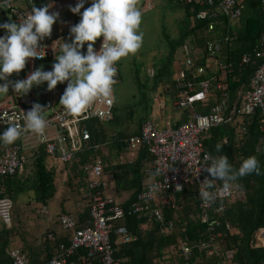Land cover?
Segmentation results:
<instances>
[{
  "label": "trees",
  "instance_id": "1",
  "mask_svg": "<svg viewBox=\"0 0 264 264\" xmlns=\"http://www.w3.org/2000/svg\"><path fill=\"white\" fill-rule=\"evenodd\" d=\"M36 1L37 7H40L41 1ZM170 1L181 6L184 15L176 21L178 26L176 39H170V33L163 32L165 37L167 36V40L165 39L163 43L168 45V49L166 52L161 49L160 47L164 46L162 44L157 50V56L154 58L158 59L154 60V68H152L154 69V76L150 78L147 74L148 70L144 76L141 75L140 65L136 63L133 65L134 85H136L138 94L131 98L126 105L121 106L115 98V87V103L111 121L105 123L96 119L86 121L90 132L91 146L99 145L100 148L97 151L92 149L80 154L75 162L71 165L64 164L65 168H63L74 171L70 177L68 176V181L73 184L72 186L82 187L84 186L83 181H85L81 172L82 166L92 161L94 156H99L104 161V176L110 175L112 177L116 190L118 192H131L129 200L121 204L127 213L125 218L119 221L109 220L114 228L126 226L131 231L132 241L124 244V246L121 245L115 255V258L122 260L121 264H218L222 255L217 256L212 253L211 247H209L211 242L220 254L230 250L234 251V254L236 253L233 259L234 264H264V242L261 240V232L264 229V152H259L263 145L262 142H264V133L260 129L258 114L250 117L240 116L236 113L235 115L231 114L232 107L237 105L240 95L248 89L250 79L262 64L260 53L264 43L263 5L259 0H237L243 6L242 15L239 20L231 22L220 16H210L209 12L212 7L208 6L207 0H200L202 3H198L196 0L192 3L182 0ZM73 2L76 4L77 0H73ZM212 24L214 30L209 28ZM225 38L228 39V42L222 43L221 56L209 57L206 51L207 43ZM182 50L185 55L187 51L194 52L196 66H203L207 75L203 74L202 77L195 80L191 75L185 73L183 81L176 80L174 76L176 65L181 62L180 59H177V55ZM244 54H250L251 60L254 61L251 62L250 60L246 64H241V58ZM221 64L227 65V69H219L218 65ZM120 80L119 70V82ZM201 80H207L211 83L212 96L205 101L196 102L195 107L198 112L202 115L215 113L223 100H226L228 110L224 116L233 115L234 121L232 124L222 123L210 130L202 137L200 145L212 157L216 154L226 155L233 167H238L243 158L255 156L259 162L260 173L253 172L237 178L234 182L236 190L230 205L226 206L225 204L224 213L220 216L213 213L205 214L199 210L193 197L195 185L192 182L186 184L183 193L175 197L176 209H169L164 212L167 221L174 222V230L167 235H162L160 229L155 225H153L154 229H150L149 226L145 227L147 224L145 217H139L130 212L131 206L143 189L144 162L150 161V155L146 149H141L137 158L129 159L126 155L129 152L127 142L140 132L144 123L151 121L150 118L154 112L151 99L155 95L174 97L179 92V88H176L179 84L195 86ZM217 84L224 86L223 91L215 89ZM225 95L228 97L225 98ZM182 111L190 118L191 110ZM180 125L181 123L178 122L173 127ZM217 142L222 144L221 153L215 151ZM2 146L4 145L0 144V148ZM48 158L59 160L55 157H49L45 152V147L39 146L34 150L33 157L14 175L1 179L0 201L6 196L15 198L18 194L32 191L34 193L32 196L38 204L41 207L46 206V203L56 193V175L58 176V173L62 172L60 169L49 166ZM28 164L34 168L35 174L30 175L25 170ZM208 176L210 177L209 173ZM214 184L215 189L222 187L220 181H214ZM89 217L90 208L87 206L83 214L78 215L75 231L85 229ZM212 222H214L215 232L221 233L222 237L210 241L209 224ZM16 224H21L23 227L25 223H14L12 220V226L9 227V223L3 220L4 227L0 230V264H11L9 253L15 243L14 239L21 237L19 230L15 227ZM60 228H62L61 225ZM75 231L63 230V232L55 233L56 242L53 244L48 241L49 231L42 233V240L44 239V244H48L45 247L49 251L41 252L43 255L41 260V255L35 259L31 257L30 264H47L54 254L64 253L70 247ZM112 238L114 239V236ZM22 239L24 247L20 250L31 255L30 250L32 251V249L25 241L26 237L22 236ZM181 239H187L191 248L188 259H185L179 249ZM203 243H205V247L202 246ZM85 256L86 251L81 248L75 252L70 260L74 261L75 264H88L90 261L82 258Z\"/></svg>",
  "mask_w": 264,
  "mask_h": 264
},
{
  "label": "built area",
  "instance_id": "2",
  "mask_svg": "<svg viewBox=\"0 0 264 264\" xmlns=\"http://www.w3.org/2000/svg\"><path fill=\"white\" fill-rule=\"evenodd\" d=\"M183 2L192 3L195 0H182ZM202 3L200 0H196ZM263 5L264 0H259ZM208 6L212 7L209 15L214 17L237 21L242 15L243 6L237 0H207ZM90 4L86 0L85 8ZM37 7L36 0H0V13L4 10L10 13L16 22L26 17L32 7ZM216 7V9H215ZM147 9H152V4L148 3ZM83 11V9H81ZM80 19V16L76 14ZM210 30H214V25H210ZM1 35V32H0ZM61 40V39H60ZM102 37L99 38L95 50H99ZM228 39L214 40L207 43V55L209 57H220L222 43H227ZM40 47H44L46 55L40 58H29L25 68L18 74L13 73L11 78L18 80L25 79L27 74L40 66L41 62L52 59L59 47V40L51 45L44 38L38 42ZM195 53L187 51L183 60L184 75L180 79H185V73L198 80L206 70L203 66L197 67L195 64ZM262 64L250 79L248 89L240 95L237 105L232 107L231 114L240 116L259 115L260 129L264 133V43L260 53ZM251 55L244 54L241 58V64L250 62ZM44 67V66H43ZM116 74L112 85V96L110 101L96 100L85 111L76 116L68 114L59 99L65 90L54 88L40 90L46 92L45 98H41L42 106L45 108L43 115L46 120V127L42 134H36L29 130H23L24 111L30 108L25 107L19 100V94L12 90L3 98L0 95V133H2L7 123H14L21 127V136L11 145H4L0 148V180L14 175L29 160L25 155L24 140L29 135H34L35 144L29 149H37L39 146L45 147V152L49 157L58 158L63 164L73 163L77 156L84 154L89 150H98L99 145L91 146L90 132L86 121L96 119L101 123L109 122L113 116L114 109V91L116 83L119 82V66L116 62ZM219 69H227V65H218ZM150 78L154 76V69L147 71ZM10 79V77H9ZM39 86V85H37ZM179 92L175 94V99L166 103L161 100L160 96L155 95L154 101L160 109H169L171 112L191 110L190 118L187 122L178 127H173L169 122L165 127L157 126L151 122L144 123L140 132L133 136L127 143L130 159H135L141 149H146L150 155V161L147 162L143 174V189L136 201L130 208L133 215L145 217V227L149 226L154 229L153 225L160 229L162 235H167L174 230V222L167 221L164 212L166 210H175L177 202L175 197L184 191L186 184L192 182L195 185L193 192L194 201L199 210L203 213H213L222 215L225 204L230 205L236 187L233 186L227 191L222 187L215 189V198L209 203H203L198 195L199 183L208 176L204 166L207 156L211 159V154L205 151L200 145L204 135L210 130L224 124L233 123V115L224 117L228 107L226 100L218 106L215 113L202 115L195 107L197 101H205L212 96V85L207 80L197 82L195 86L190 84H179L176 87ZM222 84L216 85V90H223ZM227 98V95H225ZM51 131L54 135L48 136L47 132ZM259 152H264V142ZM82 175L85 178L84 186L88 207L90 208V219L85 229L76 230L77 218L75 214L68 212L62 214L59 218L60 225L65 231H75L70 247L64 253L55 254L47 264H75L70 259L79 249L86 251V256L82 257L90 261L88 264H121L122 260L115 258L121 245L132 241L131 231L126 226L114 228L109 220H123L126 216L124 207L114 198L106 195L108 187L107 180L104 176V161L99 156H94L92 161L82 166ZM41 214L47 215L48 210L45 206L40 207ZM80 210V209H78ZM204 214V220H205ZM214 222L209 224L210 241L222 237L221 233H216ZM114 236V239L112 238ZM55 238L48 236V241L52 242ZM182 240V239H181ZM180 240L179 249L185 259L191 254V248L187 239ZM261 240L264 242V229L261 232ZM209 243L212 253L221 256L218 264H234V251H226L221 254L217 248ZM205 247V243L202 244ZM9 258L11 264H30V255L19 249L10 251Z\"/></svg>",
  "mask_w": 264,
  "mask_h": 264
},
{
  "label": "clouds",
  "instance_id": "3",
  "mask_svg": "<svg viewBox=\"0 0 264 264\" xmlns=\"http://www.w3.org/2000/svg\"><path fill=\"white\" fill-rule=\"evenodd\" d=\"M85 2L77 0L75 6H70L69 10L78 14L80 19L70 27L71 42L63 40L51 70L45 71L41 65L22 80L12 81L9 76L24 69L29 58L42 59L46 55L44 47H40L38 42L50 35L59 13L49 12L51 5L44 4L32 7L18 22L9 18V21L0 23V30H4V34L0 35V95L9 93L11 88L22 96L45 82L51 91L58 83L67 81L59 104L72 116L85 111L96 100H111L116 62L134 54L141 46L142 33L138 31L141 13L135 0H90L86 8ZM148 3L145 4L146 9ZM101 37L100 48L95 50L94 44ZM85 44L86 51L82 52ZM44 109L39 103H33L29 110L24 111L23 130L42 134L47 123ZM21 134L20 126L7 123L6 129L0 133V144L11 145ZM221 149L222 144L217 142L215 151L221 153ZM205 160L204 168L212 179L205 177L198 184V195L203 203L214 200V181H220L227 191L234 186L237 178L253 172L260 173L255 156L243 158L238 167H233L224 154L211 159L206 156Z\"/></svg>",
  "mask_w": 264,
  "mask_h": 264
},
{
  "label": "crops",
  "instance_id": "4",
  "mask_svg": "<svg viewBox=\"0 0 264 264\" xmlns=\"http://www.w3.org/2000/svg\"><path fill=\"white\" fill-rule=\"evenodd\" d=\"M40 1H41V6L44 4L51 5V7L49 8V12L59 13V16L57 19L58 21H56L57 24L55 23L53 24L50 35L46 36L45 39L51 45H54L59 40V47H60V45L62 44V41L67 39L68 37L67 34H70L68 32H64V30L70 29V27L75 24L74 20L72 21V15L74 16V13H72L69 10L70 6H75V4L73 0H40ZM141 1L144 6L148 2L152 4V9L147 10L145 7L143 9V13L151 12L159 6V7H164L167 10L168 16L171 14V17L174 16L176 19H180L184 15V12L181 9V6L172 3V1L170 0H141ZM183 75H184L183 62L182 63L179 62L176 65V76L177 77H175V79L180 80ZM174 97H171V95H167L165 97L160 96L161 100L165 101L167 104L172 102L174 100ZM153 100H154V97H153ZM154 105H155V102H154ZM153 111L154 112L150 118L151 120L150 122L157 126H161V127L166 126V123L169 117H170L169 122H171L172 126H174L178 122L183 124L186 121V119H188L189 117V116L188 117L186 116L184 111H176L174 113H170L171 111L169 109L167 108L166 110L160 109L159 107H157V105L154 106ZM32 157H33V154H32ZM56 161H58L59 164L55 166L54 163ZM147 162L148 161L144 162L145 167H146ZM48 164L49 166H52L56 169H60L62 172H59L58 176L56 175L57 184H56L55 195L48 201V203H46L47 205L45 207L48 210L47 215L41 214V209H39L41 206L37 204V201L35 200L34 196H32V194H34L32 191L26 192L23 194H18L17 196H15V198L14 197L10 198L6 196L2 201H0V204L2 205L4 209L2 210V216L4 218L2 220H5L7 223H9V227L12 226V220L14 221V223H19V222L25 223L23 227L21 226V224L15 225L16 229L19 230V235H21V237L19 236L15 238L14 241L15 243L20 244V245H17L14 243L15 245L14 244L12 245L11 251L14 249H19V250L22 249L24 247L22 236L26 237L25 241L28 243V246L32 249V251H30L31 252L30 257H32V259L33 258L35 259L37 258L38 255L39 256L41 255L40 256V260H41L43 257L41 252L46 251V250L49 251L44 246L48 244H44V239L42 240V233L49 231L48 233H50V235L54 236L55 238L56 236L55 233L63 232V230H61L62 228H60L59 216H61L64 213L71 212L75 214V216H77L76 218L78 222V215L83 214V212L87 209V205H88V199L86 198L85 186L73 187L72 186L73 184H71L70 181H68L69 179L68 176L70 177L71 176L70 174H72L74 171L72 169H70L69 171L64 170L65 166H63L64 164L60 160H56V159L54 160V159L48 158ZM71 164H68V165H71ZM28 173L30 175H33L29 171ZM105 178L108 181L107 182L108 187L105 191L106 195L114 198L119 204L127 202V200H129L130 198L131 192H118L116 190L113 180L111 179L112 177L110 175H105ZM67 184H70V185H67ZM0 194H1V190H0ZM31 220L35 221L36 224L35 223L32 224ZM27 225H28L29 231L24 230V228ZM3 227L4 225L2 221V223L0 222V230ZM32 238H34L35 240H31ZM53 242H56V239L52 241V243Z\"/></svg>",
  "mask_w": 264,
  "mask_h": 264
},
{
  "label": "rangeland",
  "instance_id": "5",
  "mask_svg": "<svg viewBox=\"0 0 264 264\" xmlns=\"http://www.w3.org/2000/svg\"><path fill=\"white\" fill-rule=\"evenodd\" d=\"M135 5L141 13V19H140L138 31L140 33H142V42H141V46L137 49V51L134 54H129L128 56L123 57L118 61L119 70H120V74H121V80H120V82L116 83V96H115V98L121 106L126 105L130 101L131 98H133L134 96H136L138 94L137 88L134 85L133 65L135 63L139 64L141 75L144 76L146 70H148L150 68H154L153 67L154 60L158 59V58H154L155 56H157V52H158L157 50L159 49V47L162 44L164 45L163 41L165 39H167L166 38L167 36L165 37L163 32H165V33L167 32V34L170 33L169 34L170 39H176L177 33H178V26L176 24L177 19L174 16L171 17V14L168 16V12L164 7L158 6L156 9H154L151 12L143 13V9L146 6H144L142 4V1L141 0H135ZM9 18H11L12 21H15L9 12L3 10L0 13V23L9 21ZM73 20H74L75 24L79 21V19L76 17V14H74V16L72 15V21ZM55 24H57V22H55ZM237 27L239 28V26H237ZM58 29H60V28H58ZM162 30H163V32H162ZM0 32H1V35L4 34V30H0ZM64 32L69 33V29L64 30ZM67 36H68L67 39H65L64 41L65 42H71L70 34H67ZM98 41H99V38L96 40L94 47L96 46V43ZM62 43H63V41H62ZM86 46L87 45L85 44V47L83 49H81L82 52L86 51ZM160 48L164 49V51L166 52V50L168 49V45L165 44L164 46H162ZM59 54H60V47H58V51L56 52L55 55H59ZM55 55L52 59L45 60V61L41 62L40 66L41 65L52 66V64L55 62ZM184 58H185V54L182 50V52H180L177 55V59H180L181 63H182ZM174 76L177 77L176 74ZM10 80L16 81V80H18V78H10ZM66 85H67V81H65L64 83H58L55 88H58L61 90L62 87L66 86ZM45 89H47L46 82L43 85L34 86L25 95L21 96L19 94V100L27 108L28 107L31 108L33 103H39L40 105H42V100L40 98L39 91L45 90ZM10 90H12V89L9 88V91ZM7 94L2 95V97L4 98ZM151 100H152V104L154 105L153 99H151ZM154 106H156V103ZM170 113H174V112H170ZM47 134H48V136H51V137L54 135L53 133H51V131H48ZM34 144H35V141H34V135L33 134L29 135L24 140V146L26 148L25 155L28 158V160H30L32 158V154H33V150L29 149V148L34 146ZM58 164H59L58 161H56L54 163L55 166ZM26 170L31 172L32 174L34 173V168L30 164H28L26 166ZM2 210H4V209H3L2 205L0 204V220H1L0 222L1 223L3 221L2 219H4L2 216ZM34 223L36 224L35 221H32V224H34ZM24 230L29 231L28 225L24 228ZM31 240H35V239L32 238ZM17 245H20V244H17Z\"/></svg>",
  "mask_w": 264,
  "mask_h": 264
},
{
  "label": "bare ground",
  "instance_id": "6",
  "mask_svg": "<svg viewBox=\"0 0 264 264\" xmlns=\"http://www.w3.org/2000/svg\"><path fill=\"white\" fill-rule=\"evenodd\" d=\"M179 1H180V0H179ZM240 1H241V0H240ZM200 9H202V8H200ZM174 10H175V9H174ZM206 15H207V14H206ZM192 16H193V15H192ZM235 23H236V22H235ZM232 26H234V25H232ZM191 28H192V27H191ZM232 28H233V27H232ZM163 30H164V29H163ZM163 30H162V32H163ZM234 31H235V30H234ZM181 39H182V38H181ZM211 39H212V38H211ZM166 40H167V39H166ZM185 40H186V39H185ZM181 41H183V39H182ZM179 42H180V41H179ZM231 42H232V41H231ZM181 45H182V44H181ZM192 45H193V44H192ZM188 48H189V47H188ZM192 50H193V49H192ZM204 54H205V53H204ZM237 54H238V53H237ZM204 56H205V55H204ZM235 56H236V55H235ZM200 59H201V57H200ZM200 59H199V60H200ZM215 60H216V59H215ZM215 60H214V61H215ZM253 61H254V60H253ZM253 61L251 60V62H253ZM254 64H255V63H254ZM162 65H163V64H162ZM198 65H199V64H198ZM244 67H245V66H244ZM248 67H249V65H248ZM245 68H246V67H245ZM253 68H254V67H253ZM248 69H249V68H248ZM236 70H237V69H236ZM210 71H211V70H210ZM250 71H251V70H250ZM224 72H225V71H224ZM246 73H247V72H246ZM219 74H220V73H219ZM219 74H218V75H219ZM231 74H232V73H231ZM157 75H158V74H157ZM206 75H207V74H206ZM243 75H244V74H243ZM220 76H221V75H220ZM247 76H248V75H247ZM164 77H165V76H164ZM164 77H163V78H164ZM165 78H166V77H165ZM167 78H168V76H167ZM249 78H250V77H249ZM238 79H239V78H238ZM166 80H167V79H166ZM172 80H173V79H172ZM224 80H225V79H224ZM224 80H223V81H224ZM129 81H130V80H129ZM174 82H175V81H174ZM216 82H217V81H216ZM241 82H242V81H241ZM128 83H129V82H128ZM193 84H194V83H193ZM236 84H237V83H236ZM135 86H136V85H135ZM228 87H229V86H228ZM233 87H234V86H233ZM241 88H242V87H241ZM221 91H223V90H221ZM236 91H237V90H236ZM244 91H245V90H244ZM238 92H239V91H238ZM232 93H234V92H232ZM227 97H228V96H227ZM231 97H232V96H231ZM234 100H235V99H234ZM202 105H203V104H202ZM232 105H233V104H232ZM120 107H121V106H120ZM142 108H143V107H142ZM130 111H131V110H130ZM229 111H230V110H229ZM188 113H189V112H188ZM229 113H230V112H229ZM229 115H230V114H229ZM225 116H226V115H225ZM225 116H224V117H225ZM187 117H188V116H187ZM188 118H189V117H188ZM257 120H258V119H257ZM244 125H245V124H244ZM250 125H251V124H250ZM250 125H249V126H250ZM228 126H229V125H228ZM251 126H252V125H251ZM245 127H246V126H245ZM220 128H221V127H220ZM218 131H219V130H218ZM255 131H256V130H255ZM233 132H234V131H233ZM253 136H254V135H253ZM257 136H258V135H257ZM249 137H250V136H249ZM251 137H252V136H251ZM234 138H235V136H234ZM254 138H255V137H254ZM243 139H244V138H243ZM230 140H231V139H230ZM255 140H256V139H255ZM201 141H202V140H201ZM244 141H245V140H244ZM245 142H246V141H245ZM250 142H251V141H250ZM239 144H240V143H239ZM235 145H236V144H235ZM254 146H255V145H254ZM260 146H261V145H260ZM242 147H243V146H242ZM233 148H234V147H233ZM33 151H34V150H33ZM234 152H236V151H234ZM240 153H241V152H240ZM33 154H34V153H33ZM42 154H43V153H42ZM30 155H31V154H30ZM216 155H217V154H216ZM259 155H260V154L258 153V156H259ZM38 161H39V160H38ZM43 162H44V161H43ZM37 168H38V166H37ZM53 168H54V167H53ZM25 170H26V167H25ZM25 170H24V171H25ZM22 171H23V170H22ZM17 174H18V173H17ZM34 174H35V173H34ZM28 175H29V174H28ZM28 175H27V176H28ZM28 178H29V177H28ZM111 179H112V178H111ZM34 180H35V179H34ZM34 180H33V181H34ZM31 181H32V180H31ZM24 182H25V181H24ZM27 182H28V181H27ZM29 182H30V181H29ZM29 182H28V183H29ZM107 182H108V181H107ZM34 183H35V182H34ZM56 184H57V183H56ZM189 185H190V184H189ZM189 185H188V186H189ZM110 186H111V185H110ZM31 187H32V186H31ZM73 187H74V186H73ZM215 187H216V186H215ZM192 192H193V191H192ZM18 193H19V192H18ZM114 195H115V194H114ZM36 197H37V196H36ZM120 199H121V198H120ZM37 204H38V202H37ZM50 207H51V206H50ZM207 217H208V216H207ZM84 218H85V217H84ZM89 218H90V217H89ZM51 219H52V218H51ZM111 223H112V222H111ZM77 224H78V223H77ZM85 228H86V226H85ZM171 232H172V231H171ZM226 232H227V231H226ZM224 236H225V235H224ZM226 237H227V236H226ZM47 243H48V242H47ZM52 244H53V243H52ZM56 245H57V244H56ZM44 246H45V245H44ZM123 246H124V245H123ZM191 246H192V245H191ZM197 246H198V245H197ZM221 247H222V246H221ZM55 248H56V247H55ZM55 248H54V249H55ZM224 248H225V247H224ZM232 248H233V247H232ZM51 249H52V248H51ZM225 250H226V249H225ZM21 251H22V250H21ZM30 251H31V250H30ZM203 252H204V251H203ZM205 252H206V251H205ZM235 254H236V253H235ZM54 255H55V254H54ZM30 256H31V255H30ZM36 256H37V255H36ZM44 260H45V259H44Z\"/></svg>",
  "mask_w": 264,
  "mask_h": 264
},
{
  "label": "water",
  "instance_id": "7",
  "mask_svg": "<svg viewBox=\"0 0 264 264\" xmlns=\"http://www.w3.org/2000/svg\"><path fill=\"white\" fill-rule=\"evenodd\" d=\"M43 69L45 70V71H47V70H51V66H49V65H45L44 67H43ZM13 76V73L9 76L10 78ZM45 96H46V92L45 91H43L42 93H41V98H45Z\"/></svg>",
  "mask_w": 264,
  "mask_h": 264
}]
</instances>
